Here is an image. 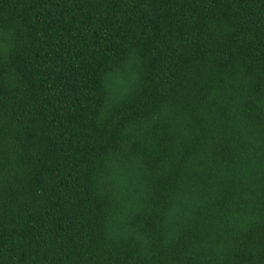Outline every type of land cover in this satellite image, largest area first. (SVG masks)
<instances>
[{
    "label": "trees",
    "instance_id": "1",
    "mask_svg": "<svg viewBox=\"0 0 264 264\" xmlns=\"http://www.w3.org/2000/svg\"><path fill=\"white\" fill-rule=\"evenodd\" d=\"M0 264H264V0H0Z\"/></svg>",
    "mask_w": 264,
    "mask_h": 264
}]
</instances>
